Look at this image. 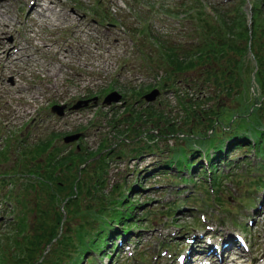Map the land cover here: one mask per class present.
<instances>
[{
    "label": "rangeland",
    "instance_id": "rangeland-1",
    "mask_svg": "<svg viewBox=\"0 0 264 264\" xmlns=\"http://www.w3.org/2000/svg\"><path fill=\"white\" fill-rule=\"evenodd\" d=\"M32 1L0 0V46L9 45L14 50L22 48L21 52H17L21 55L18 63L0 49V172L3 171L0 173V184L3 181L2 176L5 175L12 174L18 179L10 188L5 186L0 189H15L23 193L19 177L37 176L25 173L26 163L30 158L23 153L30 149H43L41 144L50 142L46 151L41 152L32 163L34 171L37 170L35 163L39 164V175L45 173V167H40L46 165L50 152L61 155L63 152L73 151L72 158V154L79 152L81 147L85 153L90 152V155L96 154L103 147L112 153L108 158L109 166L106 172H97V166L93 165L96 162L88 163L86 177L96 179L101 175L105 179L106 191H110L114 184L122 181L127 186L135 185L136 196L134 195L133 201H150L148 205L139 208L138 214L141 211L147 212L150 208L153 210L170 199L174 201L175 187L172 190L170 186L168 189L164 187V180L160 181L158 174L152 175L143 183L139 177H135V172L140 171L143 176L145 170L163 162L174 149L180 146L189 147L187 135H190L191 129L200 130L202 134H211V123L208 126L200 122L202 115L208 117L210 114L213 118L211 122L220 119L227 125L235 119L233 116L236 111L246 109L241 107H244V103L249 107L254 101L248 98L251 95L249 91L245 94L247 99H242L239 94L228 96L227 85L221 84L225 71L234 68L230 60L233 54L225 55L227 50L218 45L221 40L227 39V35L215 34L216 36L210 39V32L204 33V30L197 27V21L201 20H197L196 7H201L208 15L207 21L215 24L217 21L220 25L216 15H221L222 12H217V8L231 12V8L240 6L239 0H53L55 10L62 9L63 12L72 14V22L74 21L58 26L47 22L43 17L29 14ZM262 1L254 0L257 20L263 12ZM179 2H182L181 6H178ZM177 7L187 10L177 12ZM242 12L247 14L245 18L248 16L249 22L251 5L246 2ZM47 14L51 18L54 17L51 12ZM81 20L85 30V25L90 24V31L78 33L81 38L78 42L71 29L76 31L78 28L73 25ZM4 22L8 23L9 27L4 25ZM250 26L249 22V30ZM238 35L235 32L231 38L241 46L245 40ZM207 40H213V43L208 45L211 53L202 61L196 48L203 46ZM262 41L264 42V37L259 41L254 39L253 49L257 51L259 47L260 56L264 55L260 45ZM64 44H67L66 47H62L69 51L67 66L61 62V58L54 56L55 49ZM188 48L190 50H187ZM172 56L188 57L196 63L193 67H186L183 70L185 72L174 74V71L180 70L174 68L170 59ZM234 56L237 55L234 53ZM255 64L256 61L247 48V71L244 70L242 74L247 80L251 77L252 83L251 70ZM49 68L54 71H47ZM156 87L160 88L162 94L156 101L146 103L143 95ZM251 89L253 87L249 86L248 90L252 91ZM112 91L122 94L119 102L103 105V99ZM87 100L90 102L86 106L82 105L73 111L66 109L67 113L63 117L51 110L54 104L70 108L72 105L76 106L79 101ZM170 123L172 124L169 125ZM221 126L218 123L214 131H220ZM182 132L186 135H182ZM78 133L82 134L79 139L65 143L66 137ZM149 133H155L157 137L151 138ZM123 138L131 141L121 140ZM81 161L82 159L76 158V167L69 172L70 180L77 174ZM239 172L242 173L243 170L240 169ZM57 173L64 181L65 171ZM65 181L68 188L61 191V197H64L69 191V186L71 187L69 181ZM151 183L155 186H150ZM227 183L229 186L222 196L223 201L231 199L233 194L237 196L231 182ZM41 189L40 184L34 190L29 189L27 206H21L20 210L27 212V208L35 209L38 202L46 200L44 192L47 187ZM186 196L184 194L183 198ZM198 196L200 200L204 197L202 193ZM82 200L87 201L83 196ZM228 204L233 209L239 206L233 199ZM200 205L203 209L194 210L195 213L190 208H183L184 204L175 208L179 211L172 217L167 218L158 213L150 214L147 219L143 218L142 221L150 223L152 227L142 231L140 235L138 234L141 230L134 232L138 235L136 242L139 243L137 246H127L125 253L121 255L116 254L118 264H175L176 260H173L172 255L185 246L176 245L181 244L185 236L198 234L200 230L195 229L199 225L207 227L202 233H208L214 243L220 242L219 237L229 239L239 234L242 239L238 242L249 260L264 257L263 213L255 218L256 221H253L252 225L243 229L241 226L238 228L232 225L227 212H221L218 216L220 208L217 206L203 202ZM37 214L36 210L28 213L31 226L38 221ZM8 216L9 213L0 211V239L3 233L15 234L8 223ZM250 216L251 212L244 208L237 219L246 225ZM72 219L69 224L76 226L79 218L76 217L73 222ZM172 219L174 220L171 221ZM163 221H176L183 227L176 228L171 224H164ZM32 228L33 226L29 230ZM233 242L237 248L238 242ZM168 244L170 251L166 250ZM184 248L180 250L181 253H187L188 249ZM240 252L225 251L222 254L231 256ZM44 256L50 257L48 250L44 252ZM204 258V261H214L217 255L208 254Z\"/></svg>",
    "mask_w": 264,
    "mask_h": 264
},
{
    "label": "trees",
    "instance_id": "trees-1",
    "mask_svg": "<svg viewBox=\"0 0 264 264\" xmlns=\"http://www.w3.org/2000/svg\"><path fill=\"white\" fill-rule=\"evenodd\" d=\"M253 18L251 37L249 36V29L245 25V16L242 17L241 15L233 18L224 15V13L219 18L220 28L213 29V33L218 35L220 32L225 33L227 39L221 40L219 46L230 52L224 54L230 55L233 53L230 60L234 68L225 71L221 82V84L225 83L227 85V95L239 94L242 95V99H247L245 94L249 91L251 95L248 98H252L254 101L250 102L249 107L244 103V107H241L246 109L236 111L233 116L235 119L231 121L232 123L229 126L223 122L221 130L217 134H214V132L212 134L208 132L202 134L200 130L191 129L190 135H187L190 142L188 143L189 147L180 146L170 152L171 155L168 156L169 159L165 162L167 166L171 167L174 163H177L181 169L183 167H191L193 170L204 169V163L200 160L204 154L211 164V171L215 173L220 169L217 162L225 160V153L229 154L237 148L243 149L245 152L255 148L257 155L264 156V55H258L259 47L254 52L258 69L256 72H254L255 68L251 70L252 73L254 72V82L257 85L254 92L248 90V87L253 85L251 77L247 80L246 76L242 74L244 70L247 71L245 56L248 43L250 42L251 48H253L254 39L256 38L259 41L264 37L263 15L261 14L257 20L254 13ZM235 32L239 34L238 37L245 40L243 45L239 46L235 41H232L231 36H234ZM221 38L223 39V37ZM260 45L264 50L263 41L260 42ZM234 53L237 56H234ZM199 58H203V55H199ZM170 59L174 64V68L180 70L177 72H185L183 70L186 67H193L196 63L188 57L177 58V56H172ZM187 59L190 61H185ZM235 87H238V89L236 90ZM211 120L210 114L208 117L202 115L200 122L208 125L211 123L212 126L214 121L210 122ZM217 121L221 122L220 119ZM226 139L230 141L225 143ZM49 145L50 142H44L41 144L43 149H30L23 153L24 156L30 158L26 163L27 170L25 173L29 172L31 175L37 176L26 177L27 180L23 179L20 182L24 192L15 190L16 200L20 206H27L28 190L36 189L38 184L41 185V190L45 186L47 187V191L44 192L46 200L38 202L35 209L27 208V212H23L22 209L23 214L20 215L18 221L11 222L12 233L15 234L8 233L0 240V264H84V256L89 255L91 248H98L96 247L98 239H103L108 235V233H105L106 229L114 220L125 223V219L128 220V218L139 219L131 211L135 208L132 201L122 196L124 194V181L120 184H114L110 191H106L105 179L101 175L96 179L85 176L88 174V165L93 164V162H96L93 165L97 166V172H106L109 166L108 158L112 156L110 150L101 147L96 154L90 155V152L85 153L81 147L79 152L76 151L72 154L74 155L72 158L71 153L73 151L63 152L61 155L50 152L46 158V165L40 167V169L45 167V173L39 175V164L35 163L34 166L37 170L34 171L32 163L37 160V156L41 152L46 151L45 149ZM99 153H101L99 159L90 161L86 167L81 168V165L89 161L90 158L96 157ZM76 158L82 159V161L77 167V174L70 180L71 175H69V172L75 169ZM193 163L195 166H191ZM79 170L81 171L80 179ZM57 171H65L64 181ZM147 174L148 171L146 176H148ZM56 178L57 180H55ZM144 178L145 175L142 179ZM65 180L69 181L71 187L69 186V191L64 197H61V191L68 188V183ZM214 181L215 183L218 181L217 173L214 174ZM82 196L86 198V202L82 200ZM121 206L125 208L124 211L129 212V215L120 210ZM35 210L38 213L36 217L39 219L33 223V228L29 230L32 226L28 221V213ZM64 214H66L65 220ZM76 217L79 218L78 224L71 226L69 224L70 219H76ZM48 245H51L49 250L47 249ZM47 250L50 254L49 258L44 256V252Z\"/></svg>",
    "mask_w": 264,
    "mask_h": 264
},
{
    "label": "bare ground",
    "instance_id": "bare-ground-1",
    "mask_svg": "<svg viewBox=\"0 0 264 264\" xmlns=\"http://www.w3.org/2000/svg\"><path fill=\"white\" fill-rule=\"evenodd\" d=\"M54 1L53 0H35L30 8H29V13L30 14H37L39 17H43L47 22L49 21L50 23H52L53 25H61V24H64V23H69L72 21L73 19V16L72 14H68V12H63L62 9H59V10H55V7L54 5ZM57 6V5H55ZM65 11V10H64ZM47 12H51L54 17L51 18V16L49 14H47ZM74 22V21H73ZM71 22V23H73ZM4 25H7L8 26V23H3ZM4 27V26H3ZM9 27V26H8ZM73 27H76V28H79L80 27V21L78 22H75V24L73 25ZM3 30V29H2ZM1 34V33H0ZM41 35V34H40ZM55 39V38H54ZM43 40V39H42ZM46 39H44L45 41ZM50 40V39H49ZM120 41V39H118ZM54 41V40H53ZM52 42V41H51ZM57 42V41H56ZM4 43V42H3ZM118 43V42H117ZM1 44V43H0ZM49 44V43H48ZM51 45V44H50ZM118 45V44H117ZM52 46V45H51ZM4 47H5V44H4ZM4 47H1L0 46V49H2V53H4L6 50H4ZM48 47V46H47ZM57 47V46H55ZM54 47V48H55ZM7 48V47H6ZM10 49V47H9ZM16 50V49H15ZM22 48H19L18 51L21 52ZM9 53V56L13 57V61L14 62H17L18 60H20V56H18L17 52L14 51V50H10ZM1 54V52H0ZM20 54V53H19ZM32 56V55H31ZM54 56L55 57H58L59 59L61 58V62L67 66V58L69 57V51L68 49L62 47V46H59L58 49H55L54 51ZM3 57V56H2ZM28 58H30V55L27 56ZM33 57V56H32ZM31 57V58H32ZM1 59V58H0ZM58 59V60H59ZM5 60V59H4ZM78 60V59H77ZM8 62V61H7ZM47 71H54L52 68H49L47 69ZM19 87V86H18ZM22 88V87H21ZM226 259V260H225ZM240 258L239 257H228V258H224L222 260L223 263L225 264H233V262H238L236 260H239ZM244 259H241L240 262H243Z\"/></svg>",
    "mask_w": 264,
    "mask_h": 264
},
{
    "label": "water",
    "instance_id": "water-1",
    "mask_svg": "<svg viewBox=\"0 0 264 264\" xmlns=\"http://www.w3.org/2000/svg\"><path fill=\"white\" fill-rule=\"evenodd\" d=\"M158 94H159V90L155 89L151 93L146 95V99L148 101L154 100L157 97ZM120 98H121V95L119 93L112 92L106 97L105 102L110 104L113 101H119ZM53 110L58 112L60 115H62L64 113V106H54ZM79 137H80V134L71 135V136L66 137V141L67 142L68 141H73L75 139H78Z\"/></svg>",
    "mask_w": 264,
    "mask_h": 264
}]
</instances>
